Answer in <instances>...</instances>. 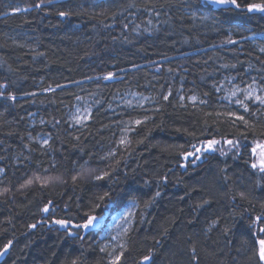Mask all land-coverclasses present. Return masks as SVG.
I'll use <instances>...</instances> for the list:
<instances>
[{"label": "trees", "instance_id": "trees-1", "mask_svg": "<svg viewBox=\"0 0 264 264\" xmlns=\"http://www.w3.org/2000/svg\"><path fill=\"white\" fill-rule=\"evenodd\" d=\"M36 2L0 0V84L6 85L0 90L17 97L14 103L0 99V190L10 189L0 196V248L12 241L2 264H70L72 258L109 264L97 231L76 240L52 221L83 222L89 213L106 222L132 201L121 264H141L146 255L150 264H257L250 225L264 213V174L252 169L250 151L264 144V108L243 113L252 125L245 130L217 115L237 110L234 102L227 107L220 101L213 85L234 80L245 86L253 77L264 85V53L257 42L243 39L264 32V14L216 12L214 19H192L196 0H109L103 15L93 12V0H55L47 12L13 13ZM149 2L160 16L143 10ZM69 7L79 14L63 20L56 15ZM227 34L240 43L224 45ZM108 72L120 79H95ZM169 89L172 96L163 101ZM125 93L155 102L146 110L117 112L114 101ZM193 94L197 105L188 103ZM76 96L91 110L80 129L68 121ZM146 116L151 119L132 128L129 143L120 145L118 127ZM209 138L221 140L217 147L227 154L203 153L195 165L179 166L180 152ZM223 138H239L238 153L228 151ZM39 139L48 145L41 147ZM43 169L51 177L47 185L41 177L20 187ZM105 171L108 177L95 180ZM157 191L160 196L146 208ZM104 193H111L107 208L97 199Z\"/></svg>", "mask_w": 264, "mask_h": 264}, {"label": "snow or ice", "instance_id": "snow-or-ice-1", "mask_svg": "<svg viewBox=\"0 0 264 264\" xmlns=\"http://www.w3.org/2000/svg\"><path fill=\"white\" fill-rule=\"evenodd\" d=\"M55 0H37V2L32 6V8H19L15 7L13 8V13H19L21 11L27 12L32 9L40 10V11H49V6L54 5ZM109 0H93V3L91 5L93 12L95 13L97 9L101 10L99 14L103 15L104 10L109 8ZM129 8L135 7L134 4H129ZM151 9V11H150ZM127 10V9H125ZM140 9L137 8V11ZM145 12H148L149 15H151L153 12L158 17L161 15L159 11H156V5L155 3L149 2L147 6L143 9ZM83 11V9H81ZM221 12V13H232V12H246V13H260L264 14V0H260V2H249V0H196V8L189 13L190 18L196 19L200 18L203 20H209L214 19L215 17L212 15L213 13ZM79 14L76 11H74L71 7H69L66 10H59L56 12V15L59 16L62 20L65 18H70L73 15ZM122 14V13H121ZM114 18V17H113ZM152 21L149 20L148 24H151ZM106 27L108 25H105ZM125 28L128 27L127 24L124 25ZM139 28V25H135L133 30H137ZM145 31H148L147 28L144 29ZM228 38L223 41L224 45L227 44H233L238 45L240 42L238 40L232 39L230 34H227ZM244 40L257 42V46L259 48V51L264 53V32H258L253 33L251 36H243ZM23 47V45H20ZM215 47V45H214ZM42 55V54H39ZM222 67H232L235 68L236 65H228L224 64ZM156 72H160L161 68L158 66L156 67ZM168 72H172L173 69L169 68L167 70ZM187 71V69H185ZM89 79H92V77H89ZM96 80H104V81H111L113 79H120V77L116 76L114 72H108L104 76H97L95 77ZM235 79V77H233ZM264 80V78H262ZM76 83H81L80 81H76ZM57 88L65 87V85L57 84ZM213 87L216 89V91H221V87H216V85H213ZM6 88V85L0 84V89ZM48 91H55V89L49 88ZM257 91H260L264 93V86L258 87V81L255 77L252 78L251 83H248L247 86L243 89L239 88V86H234L232 89L229 90V96L223 97L224 99H228L230 103H235L240 108H242L243 112L238 113L237 111H229L227 113H217V115H227L232 122L235 124L236 121H239L242 123L245 130H247L252 125L250 124L249 120L246 119L245 115L243 113H248L250 111V105L246 103L245 101H253L254 103H258L259 105H264V95H257ZM243 93V97L240 98V94ZM27 95H36L35 93H27ZM207 95V93L205 94ZM172 96V92L169 89L167 94H163L161 99L163 101H169V98ZM0 99H4L7 101L15 102L17 100V97L11 93L5 95V92L0 90ZM76 99L78 101L83 100L84 98L81 96H76ZM180 100H184L185 96L181 95L179 97ZM188 99L192 102L193 105L197 104V96L195 94L188 97ZM144 101L149 102H155V98L153 97H147V96H141L139 100L137 101V106L143 108ZM207 101L200 99L199 104H206ZM128 105L131 106V101L128 102ZM183 106V105H182ZM159 111V109H157ZM255 114V113H253ZM207 115L211 116L212 113H207ZM91 118V112L87 106L83 109V114H81L80 109H77V111L72 115V121L77 125H82L85 121L89 120ZM151 119V117H144L143 119H136L133 123L136 127H140L141 125L146 124L147 120ZM60 121H56V123H59ZM43 123V121H42ZM207 123V122H205ZM134 131L135 129H129L128 126L125 127L124 131ZM264 135V133H262ZM241 136L246 139V136H244V133L241 132ZM142 142V141H141ZM120 145H126L129 143V140L127 137H121L119 140ZM223 144L229 145L231 148L228 149V151H231L232 149H236L237 153L239 151L240 145V139H229V138H223ZM48 145V139H43L41 143V147H44ZM221 145V140H218L216 138H209L205 139L204 141L199 142V146L197 144H191V151L186 152H180L179 155L182 158V162L180 163V167L187 168L188 165H195L196 162L201 160V156L203 153H212L216 151H220L221 154L226 155L227 151H225L223 148H218L217 146ZM257 149H259V162L258 163H252L251 167L252 169H258L259 173L264 174V144L257 143L256 147L252 148V153L255 155L257 153ZM110 155H115V153H110ZM27 159V157H26ZM52 168H55V165H52ZM4 169L0 168V174H3ZM49 172L48 169H43V172H39L35 175V178H27L24 184H21V188L27 187L29 185H32L34 182H41V177H43L42 186L47 185L51 177L46 175ZM110 175L109 172L105 171L102 174L96 175L94 178L97 181L104 180L105 177H108ZM166 179V178H165ZM76 180V177H73V181ZM10 192V189L5 187L3 190H0V196H4L7 193ZM160 196V192L157 191L154 196L148 201L145 202V207L151 205L155 201L157 197ZM240 198L245 199V193H240ZM99 201L103 202V206L105 208L108 207L110 201H111V193H104L103 195L99 196L97 198ZM235 199V197H233ZM51 201H49V205H51ZM207 203V201H205ZM100 205L97 204L96 207H99ZM131 206L135 207V201L131 202ZM49 206H45L42 211L44 213L49 212ZM134 214L131 212V209H129L127 212H125L121 220L125 224H131L130 217ZM103 216L93 215L89 213H85L84 217H82L83 222H71L64 219H57L53 220V224H57L60 226V228L64 229L66 231V234L68 237H71L76 240L83 241L85 239V236L82 235L83 233H90L93 229L97 228L98 221L102 220ZM218 221H213L211 227H215ZM31 228H36L35 224L30 225ZM250 227L254 228V248H255V256L257 258V264H264V213L261 215H257L253 220ZM79 230V231H73ZM124 233L128 232V228L124 227L122 229ZM228 229L225 228V232H227ZM109 237L113 241H117L116 247L120 249H124V245L118 242L117 236H112L110 233H108ZM12 247V241L9 240L6 244L3 245L2 248H0V258L5 257L8 253L10 248ZM108 248V245H105L104 247L100 248L101 252H105ZM193 254L195 258V249L193 248ZM124 251L116 252L115 248L113 249V252H109L108 255L113 257L109 260V264H121V260L124 257ZM152 260L151 256H144L142 259L141 264H150ZM70 264H78V258H72L70 260Z\"/></svg>", "mask_w": 264, "mask_h": 264}, {"label": "rangeland", "instance_id": "rangeland-1", "mask_svg": "<svg viewBox=\"0 0 264 264\" xmlns=\"http://www.w3.org/2000/svg\"><path fill=\"white\" fill-rule=\"evenodd\" d=\"M10 6V4L8 5ZM24 12V11H22ZM221 91H216L217 94H219L220 96V101L222 103H224L227 107H229L231 105V103L229 102L228 99H224L223 97L229 96V90L232 89L234 86H239V88L243 89L245 88L247 85L245 86H241L236 84V82L234 80H225L223 84H221L218 87H221ZM264 86V85H262ZM258 87H260V85L258 84ZM257 95H264V93L257 91L256 93ZM141 96H138L134 93H125L121 96H118L113 104L114 110L119 112V111H123V112H130L133 110H146L149 109L152 106V102L149 101H144V107L141 108L139 106H137V101L139 100ZM243 97V93L240 94V98ZM131 101V106L128 105V102ZM246 103H248L250 105V108H264V105H259L258 103H254L253 101H245ZM189 104H192V102L190 100H188ZM198 104V101H197ZM196 104V105H197ZM193 105V104H192ZM87 106L90 110V107L84 103L83 101H78L76 103V105L73 107V109L69 112L68 114V121L70 124V127L72 129H80L82 128L85 124L88 123L89 120L85 121L82 125H77L72 121V115L77 111V109H80L81 114H83V109L84 107ZM234 109L237 110L238 112L242 113L243 110L242 108H240L238 105L234 104ZM91 112V110H90ZM246 114V113H245ZM134 122V121H133ZM132 121H127L123 124H121L118 128V136H119V140L121 139V137H127L130 135L131 130L129 131H124L125 127L128 126L129 129H132L135 126V124ZM42 140L39 139L37 141V144H39L41 146ZM256 147V145L254 146ZM259 149H257V153L254 155L252 153V149H251V158L253 160V163H258L259 162ZM258 170V169H257ZM1 176V174H0ZM129 209H131V212L134 213V209L135 207L131 206V203L127 204L126 206H124L120 211H118L117 213H114L113 215H111L108 219V221L106 222H102V223H98L97 228L93 229V231H97L99 233V238L98 241L101 245V247H104L105 245H108V248L106 249L105 252H103L104 254L107 255V257L110 259H112L113 257L109 256L108 253L109 252H113V249L115 248L116 252L121 251L122 249L116 247L117 245V241H113L110 239L108 233H110L112 236H117L118 238V242L124 245V238L126 236V234L128 233H124L122 231V229L124 227L128 228V231L130 230L131 226H132V216L130 217L131 219V224H125L122 220L121 217L122 215L127 212Z\"/></svg>", "mask_w": 264, "mask_h": 264}, {"label": "water", "instance_id": "water-1", "mask_svg": "<svg viewBox=\"0 0 264 264\" xmlns=\"http://www.w3.org/2000/svg\"><path fill=\"white\" fill-rule=\"evenodd\" d=\"M250 154H251V152H250ZM98 222H99V221H98ZM7 255H8V254H7ZM7 255H6L5 257H3V258H0V264H2V263L5 261Z\"/></svg>", "mask_w": 264, "mask_h": 264}]
</instances>
